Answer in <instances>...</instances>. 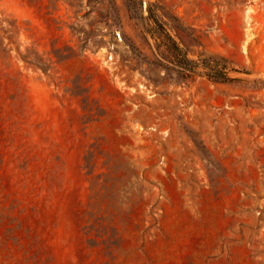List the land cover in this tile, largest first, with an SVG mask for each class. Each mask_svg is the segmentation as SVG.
I'll return each instance as SVG.
<instances>
[{"label": "rangeland", "instance_id": "obj_1", "mask_svg": "<svg viewBox=\"0 0 264 264\" xmlns=\"http://www.w3.org/2000/svg\"><path fill=\"white\" fill-rule=\"evenodd\" d=\"M0 264H264V0H0Z\"/></svg>", "mask_w": 264, "mask_h": 264}]
</instances>
